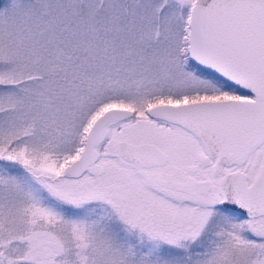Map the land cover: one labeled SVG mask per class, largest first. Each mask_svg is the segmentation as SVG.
Listing matches in <instances>:
<instances>
[{"label":"snow or ice","instance_id":"1","mask_svg":"<svg viewBox=\"0 0 264 264\" xmlns=\"http://www.w3.org/2000/svg\"><path fill=\"white\" fill-rule=\"evenodd\" d=\"M0 264H264V0H0Z\"/></svg>","mask_w":264,"mask_h":264}]
</instances>
